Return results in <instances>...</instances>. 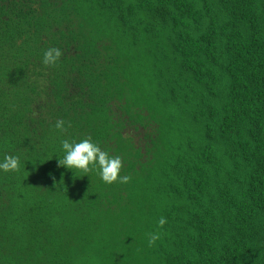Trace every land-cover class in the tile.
<instances>
[{
	"label": "trees",
	"instance_id": "trees-1",
	"mask_svg": "<svg viewBox=\"0 0 264 264\" xmlns=\"http://www.w3.org/2000/svg\"><path fill=\"white\" fill-rule=\"evenodd\" d=\"M5 155L0 264H264V0H0Z\"/></svg>",
	"mask_w": 264,
	"mask_h": 264
},
{
	"label": "clouds",
	"instance_id": "clouds-1",
	"mask_svg": "<svg viewBox=\"0 0 264 264\" xmlns=\"http://www.w3.org/2000/svg\"><path fill=\"white\" fill-rule=\"evenodd\" d=\"M62 51L56 47H49L43 52L41 63L45 66H55L60 61ZM55 129L63 133L66 130V122L57 120ZM60 148L63 153L62 157L57 158L58 166L68 170H77L83 173L98 171L100 179L108 184L113 182L127 183L129 177L120 175L122 162L119 156H111L108 152L101 150L100 146L93 142L91 138L76 140L63 139L60 142ZM20 165L17 156L5 155L0 160V171H15ZM166 223L164 217H160L157 225L162 227ZM159 239L158 233H149L147 243L152 246Z\"/></svg>",
	"mask_w": 264,
	"mask_h": 264
}]
</instances>
